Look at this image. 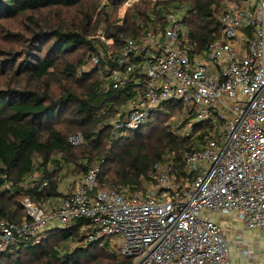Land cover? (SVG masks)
Returning <instances> with one entry per match:
<instances>
[{"label": "trees", "instance_id": "16d2710c", "mask_svg": "<svg viewBox=\"0 0 264 264\" xmlns=\"http://www.w3.org/2000/svg\"><path fill=\"white\" fill-rule=\"evenodd\" d=\"M129 1L0 0V219H26L25 198L52 213L55 201L70 193L60 190L62 160L74 163V175L99 166L92 194L122 188L142 192L167 154L180 178L195 177L187 174L184 155L206 136L186 133L191 111L185 112L181 101H166L146 124L114 136L112 118L144 90L145 76L135 72L114 87L111 75L122 68L118 60L126 40L146 35L150 26L162 31L165 13L173 8L182 10L196 52H205L222 36L219 15L225 0H138L117 17L120 5ZM18 21L22 28L17 32L9 25ZM101 22L106 32L97 35ZM93 57L97 67L84 73ZM76 134L83 142L74 145L70 137ZM94 230L92 219L85 217L65 227L52 225L39 237L19 238L3 251L0 264L129 262L102 248L100 240H89ZM69 240L84 246L56 247Z\"/></svg>", "mask_w": 264, "mask_h": 264}, {"label": "built area", "instance_id": "2783aa9c", "mask_svg": "<svg viewBox=\"0 0 264 264\" xmlns=\"http://www.w3.org/2000/svg\"><path fill=\"white\" fill-rule=\"evenodd\" d=\"M165 20L162 31L150 26L125 42L114 87L135 72L145 76V87L112 118L113 135L146 124L161 103L181 101L192 113L186 133L206 136L184 155L187 174L195 177L180 178L167 154L142 192L92 194L100 171L94 166L52 213L25 198L26 219H0V263L19 238L79 217L95 226L88 239L100 240L118 260L130 259L126 264H232L230 242L212 213L234 212L246 229H264V0H226L222 36L203 53L192 45L180 9L167 10Z\"/></svg>", "mask_w": 264, "mask_h": 264}, {"label": "rangeland", "instance_id": "374dc122", "mask_svg": "<svg viewBox=\"0 0 264 264\" xmlns=\"http://www.w3.org/2000/svg\"><path fill=\"white\" fill-rule=\"evenodd\" d=\"M135 1H138V0H130L129 2L122 3L120 5V7L118 8L117 17H122L124 15L125 11L127 10V8L129 7V5H132L133 2H135ZM225 3H226V0H225ZM181 13H182V10H181ZM9 26L12 27V29L17 31V32L21 31V28H22V24H20V21L12 22ZM95 29H96L97 35H102L103 33L106 32V30H105L106 29V23L101 22L99 25H97V27ZM94 33H95V31H94ZM0 36H1V34H0ZM96 67H97V63H95L93 61V59H89L87 61V64L83 68V72L92 74ZM57 156H60V155H57ZM62 164L64 165L63 168L61 170H58L60 184L62 183V176L61 175L67 176L69 178L66 182V186H68V185L72 186V184H75L78 180L81 179V177L83 176L82 174L74 175V173H73L74 163H69L68 160H62ZM51 168H52V170L55 169L54 166ZM34 176L39 177V174L36 173ZM211 215L213 218L220 221L225 233H231V229H233L235 231L234 235L238 236L240 231H242L244 233H247L248 231H250V230L245 228L243 222L239 219L237 214H235L234 212L223 213V214L212 213ZM42 239H44V237ZM66 245L68 246V248L70 250L77 247L78 245L84 246V244L82 242L75 241V240H69L66 243L62 242V244L57 245L56 247L58 249H62L64 251L66 249ZM230 248H231V246H230ZM27 264H34V263L31 262V263H27Z\"/></svg>", "mask_w": 264, "mask_h": 264}, {"label": "crops", "instance_id": "0c3cea01", "mask_svg": "<svg viewBox=\"0 0 264 264\" xmlns=\"http://www.w3.org/2000/svg\"><path fill=\"white\" fill-rule=\"evenodd\" d=\"M61 176L60 190L73 192L77 187L78 181L72 186H66L69 178L64 175ZM63 199L56 200V204L62 202ZM234 234L235 231L233 229H231V233H225L231 246L230 258L232 264H264V229L248 231L247 233L240 231L238 236Z\"/></svg>", "mask_w": 264, "mask_h": 264}]
</instances>
